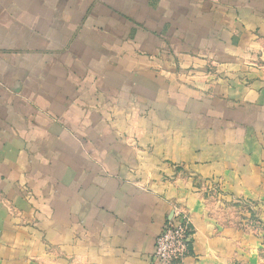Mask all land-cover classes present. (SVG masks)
Listing matches in <instances>:
<instances>
[{"label":"crops","instance_id":"obj_1","mask_svg":"<svg viewBox=\"0 0 264 264\" xmlns=\"http://www.w3.org/2000/svg\"><path fill=\"white\" fill-rule=\"evenodd\" d=\"M174 207L264 264V0H0V264H157Z\"/></svg>","mask_w":264,"mask_h":264},{"label":"built area","instance_id":"obj_2","mask_svg":"<svg viewBox=\"0 0 264 264\" xmlns=\"http://www.w3.org/2000/svg\"><path fill=\"white\" fill-rule=\"evenodd\" d=\"M192 233L186 213L173 208L169 220L155 238L153 258L157 264H181L188 252Z\"/></svg>","mask_w":264,"mask_h":264},{"label":"rangeland","instance_id":"obj_3","mask_svg":"<svg viewBox=\"0 0 264 264\" xmlns=\"http://www.w3.org/2000/svg\"><path fill=\"white\" fill-rule=\"evenodd\" d=\"M40 262L43 263L44 262V259L43 260H40Z\"/></svg>","mask_w":264,"mask_h":264}]
</instances>
